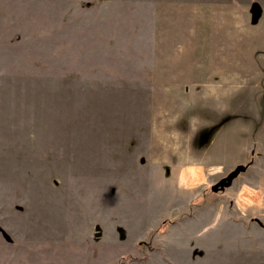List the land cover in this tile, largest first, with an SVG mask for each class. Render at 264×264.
I'll use <instances>...</instances> for the list:
<instances>
[{"label":"rangeland","instance_id":"1","mask_svg":"<svg viewBox=\"0 0 264 264\" xmlns=\"http://www.w3.org/2000/svg\"><path fill=\"white\" fill-rule=\"evenodd\" d=\"M0 264H264V0H0Z\"/></svg>","mask_w":264,"mask_h":264},{"label":"water","instance_id":"2","mask_svg":"<svg viewBox=\"0 0 264 264\" xmlns=\"http://www.w3.org/2000/svg\"><path fill=\"white\" fill-rule=\"evenodd\" d=\"M253 22H257L261 17V9L257 6H253ZM242 167H237L233 172H231L225 179L220 180L218 183L212 186L213 191H220L227 187H231L233 181L238 177L239 173L241 172ZM99 235V234H98Z\"/></svg>","mask_w":264,"mask_h":264}]
</instances>
